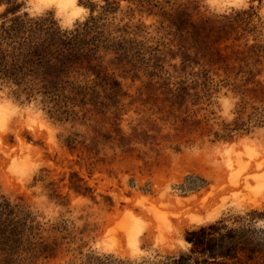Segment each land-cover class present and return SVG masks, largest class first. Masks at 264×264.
Returning a JSON list of instances; mask_svg holds the SVG:
<instances>
[{"label": "rangeland", "instance_id": "rangeland-1", "mask_svg": "<svg viewBox=\"0 0 264 264\" xmlns=\"http://www.w3.org/2000/svg\"><path fill=\"white\" fill-rule=\"evenodd\" d=\"M153 2L119 0L101 74L59 98L0 80V264H168L218 221L264 264V0ZM17 3L72 30L104 0Z\"/></svg>", "mask_w": 264, "mask_h": 264}, {"label": "trees", "instance_id": "trees-1", "mask_svg": "<svg viewBox=\"0 0 264 264\" xmlns=\"http://www.w3.org/2000/svg\"><path fill=\"white\" fill-rule=\"evenodd\" d=\"M132 1L144 8L154 4V0ZM4 2L8 7L0 16V80L17 86V92L29 97L40 93L44 98H59L66 85L74 82L70 78L101 74L103 60L98 51L110 41L105 37V27L118 10L119 0H104L98 14L97 4H90L89 19L72 30L63 29L52 17L18 13L21 5L17 0H0V4ZM184 13L181 5L172 12L163 11L165 19L173 24L183 19ZM227 18L231 21L232 17ZM13 214L10 201L0 195V244L15 230ZM227 230L228 226L218 221L189 232L187 240L192 244V255H206L203 264H230V261L237 264L240 255L251 259V248L242 246L240 240L243 230L235 228L224 233ZM192 255H181L168 264H189Z\"/></svg>", "mask_w": 264, "mask_h": 264}]
</instances>
